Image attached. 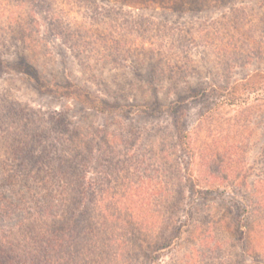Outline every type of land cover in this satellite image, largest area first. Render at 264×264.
<instances>
[{
	"label": "rangeland",
	"instance_id": "rangeland-1",
	"mask_svg": "<svg viewBox=\"0 0 264 264\" xmlns=\"http://www.w3.org/2000/svg\"><path fill=\"white\" fill-rule=\"evenodd\" d=\"M13 55L25 68L9 66ZM0 62V114L23 111L39 136L51 119L69 122L86 157L83 188L103 201L93 229L69 230L79 239L66 264H264L229 226L239 214L247 234L261 216L264 0H0ZM4 136L0 149L26 148ZM48 137L22 138L75 149L67 135ZM229 147L238 184L229 174L225 188L196 194L194 184L224 175ZM30 220L14 229L8 258L25 240L30 264H51L53 251L38 259L42 223Z\"/></svg>",
	"mask_w": 264,
	"mask_h": 264
},
{
	"label": "trees",
	"instance_id": "trees-1",
	"mask_svg": "<svg viewBox=\"0 0 264 264\" xmlns=\"http://www.w3.org/2000/svg\"><path fill=\"white\" fill-rule=\"evenodd\" d=\"M2 64L0 62V66H3ZM25 64H27L26 61L23 58L21 59L20 55H13V61L9 63V66L19 70L25 68ZM27 116L29 115L21 110L15 112V110L10 108H4L3 113L0 114V140L2 134L5 135V139H11L12 143L17 139L19 141L20 138L19 143H22L26 147L15 148V146H12L11 148L6 147L7 149L3 150L4 146L0 149V264H30L31 258L29 256H31L32 252L25 250L27 247L25 240V246L17 245V252L15 253L18 255H15L17 256L16 259L12 260L8 258L14 250L11 244V236L14 235V229L18 228L20 230L28 227L27 222L30 219V221L34 219L42 223V226L37 231V239L41 241V251L38 259H42L41 256L46 258L53 251V254H56V256H47L49 259L45 262L52 264V260L54 259L53 263L66 264V262H70L72 257V253L70 254L69 251L71 246H75V241L78 242L79 239L77 235L71 234L69 230H80L85 224L90 229H93L95 222L93 215L96 213V208L101 206L99 201H103L102 199L97 200L95 195L91 193L92 191L87 192V187L83 188L82 180L84 179L79 176V172H81V164L79 162L85 160L86 157L75 145L74 141L81 136L76 131L68 128L70 123H60V117L58 119H51L48 124L50 128L46 129V132L43 134L40 133L39 136L37 133L31 134L27 132ZM4 124L6 127L10 124H14L15 126H12V130L11 127L3 129ZM48 133L50 135L55 133L67 135L70 143L75 146V149H69L70 147L64 145V141L57 142L59 149L57 145L50 144L48 147H41L39 150L31 148L30 143H27V141L23 142V136L32 139V135L42 140H47L49 138ZM62 153L71 154L73 161L64 164L65 159ZM233 153L231 147L223 153V158L227 160L223 176L214 177L213 175L215 174H222V171H216L213 172L214 174L209 175L207 186H200L197 182V184H194L200 188V190L195 191L196 194H208L207 192L214 190L213 187L215 186H217V189L225 188L226 185L224 184L227 183L229 174L236 178L233 181H236V184H238L237 180L240 179L241 174L236 167L228 165ZM258 181L260 187L258 193L261 196L253 203L260 206L261 216L251 222L247 234L242 231L244 224L239 218V214L229 222V226L236 229L238 243H243L241 246L244 247L245 253H257L264 256V179H259ZM249 185L251 188H254L256 183L252 182ZM140 186L133 191L137 192L140 190ZM242 187L244 189L247 188L245 181H243ZM52 188L54 190L51 192ZM86 195L89 197L88 200L85 198ZM50 197L52 199L56 198L57 204L55 206H52L53 202L48 203ZM134 197H136L135 193L132 199ZM28 201H31L34 207H29L26 203ZM124 213L127 214V221L136 222L135 220H139L140 222L141 220V224H145L146 222L141 213L137 212L136 214L128 208H124ZM101 214L102 219L105 216L108 220L113 217L108 214L107 209H102ZM44 221L52 224V228L54 229L52 234H50V230L48 229L49 225L44 224ZM224 224L226 223L224 222ZM29 230L35 232V229L31 226H29ZM205 231V233H208V230ZM209 237L208 239H210Z\"/></svg>",
	"mask_w": 264,
	"mask_h": 264
}]
</instances>
